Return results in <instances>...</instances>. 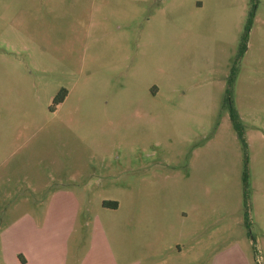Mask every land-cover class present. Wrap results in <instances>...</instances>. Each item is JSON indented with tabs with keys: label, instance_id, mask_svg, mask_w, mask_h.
Returning <instances> with one entry per match:
<instances>
[{
	"label": "rangeland",
	"instance_id": "obj_1",
	"mask_svg": "<svg viewBox=\"0 0 264 264\" xmlns=\"http://www.w3.org/2000/svg\"><path fill=\"white\" fill-rule=\"evenodd\" d=\"M37 231L69 264H264V0H0V264Z\"/></svg>",
	"mask_w": 264,
	"mask_h": 264
},
{
	"label": "crops",
	"instance_id": "obj_2",
	"mask_svg": "<svg viewBox=\"0 0 264 264\" xmlns=\"http://www.w3.org/2000/svg\"><path fill=\"white\" fill-rule=\"evenodd\" d=\"M61 234L63 236L61 239H68L71 232ZM46 235L47 233L44 231L24 233L22 238H15V241L5 243V247L1 249L2 264H69V252H67L69 248L65 246L58 248L45 246ZM4 238L8 239L7 237ZM12 243H18L19 247L7 248ZM95 251L96 249H91V252H89V247L86 248L83 255L76 256V264H120L113 249H109L108 246L103 247L104 257L100 256L98 252L95 253Z\"/></svg>",
	"mask_w": 264,
	"mask_h": 264
},
{
	"label": "trees",
	"instance_id": "obj_3",
	"mask_svg": "<svg viewBox=\"0 0 264 264\" xmlns=\"http://www.w3.org/2000/svg\"><path fill=\"white\" fill-rule=\"evenodd\" d=\"M253 20H254V13H251L248 24H247V28H246V37L244 38L245 41L247 40L248 33L250 32V30L252 28ZM245 47H246V45H245ZM244 50L245 49L241 50V54L244 52ZM235 78H236V68H234L233 74L230 78L231 84H233ZM67 95H68V91L66 89H62L58 93V95L54 98L55 106H54V108H52L53 111L56 110V107L59 104H61L62 102L65 101ZM230 117H231L232 124L238 133L239 138L244 142L245 146H247L246 141L244 139L243 128H242L240 116L237 113V111L235 110V108H233V107H231ZM244 181H245V201L247 204V208H249L250 207V202H249L250 201V194H249V184H248V175L247 174L245 175ZM103 205L108 207V208L110 207L111 209H117L119 207V204L117 202H110V203L104 202Z\"/></svg>",
	"mask_w": 264,
	"mask_h": 264
}]
</instances>
